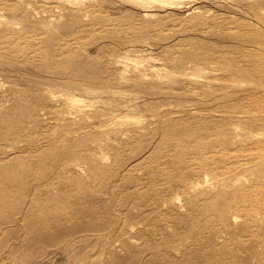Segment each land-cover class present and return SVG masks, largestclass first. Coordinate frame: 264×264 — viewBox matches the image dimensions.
<instances>
[{"label":"rangeland","instance_id":"obj_1","mask_svg":"<svg viewBox=\"0 0 264 264\" xmlns=\"http://www.w3.org/2000/svg\"><path fill=\"white\" fill-rule=\"evenodd\" d=\"M0 264H264V0H0Z\"/></svg>","mask_w":264,"mask_h":264},{"label":"bare ground","instance_id":"obj_2","mask_svg":"<svg viewBox=\"0 0 264 264\" xmlns=\"http://www.w3.org/2000/svg\"><path fill=\"white\" fill-rule=\"evenodd\" d=\"M9 220V219H8ZM40 229V228H39Z\"/></svg>","mask_w":264,"mask_h":264}]
</instances>
